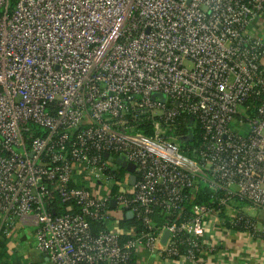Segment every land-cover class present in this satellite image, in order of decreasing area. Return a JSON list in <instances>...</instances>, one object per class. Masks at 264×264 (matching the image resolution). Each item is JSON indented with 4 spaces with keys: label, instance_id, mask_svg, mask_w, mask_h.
Returning <instances> with one entry per match:
<instances>
[{
    "label": "built area",
    "instance_id": "built-area-1",
    "mask_svg": "<svg viewBox=\"0 0 264 264\" xmlns=\"http://www.w3.org/2000/svg\"><path fill=\"white\" fill-rule=\"evenodd\" d=\"M263 14L0 0V231L34 226L52 264H210L227 231L264 243Z\"/></svg>",
    "mask_w": 264,
    "mask_h": 264
},
{
    "label": "crops",
    "instance_id": "crops-1",
    "mask_svg": "<svg viewBox=\"0 0 264 264\" xmlns=\"http://www.w3.org/2000/svg\"><path fill=\"white\" fill-rule=\"evenodd\" d=\"M249 30L264 40V14L250 26ZM264 218V214H260ZM31 231L32 238L28 235ZM4 234L6 239V259L0 264H52L49 259L35 250L34 226L18 223L10 232ZM219 248V254L210 264H264V243H251L244 235L237 232H223L213 239ZM34 244V247L32 245ZM138 264H156L155 256L149 252H142L136 259ZM162 264H178L169 259Z\"/></svg>",
    "mask_w": 264,
    "mask_h": 264
},
{
    "label": "trees",
    "instance_id": "trees-1",
    "mask_svg": "<svg viewBox=\"0 0 264 264\" xmlns=\"http://www.w3.org/2000/svg\"><path fill=\"white\" fill-rule=\"evenodd\" d=\"M14 1L15 0H13V2ZM190 140H191V138L189 139L188 142H190ZM194 145H196L195 140H194ZM192 154H193V152L190 153V156H192ZM210 201H211V197H210V194L208 195L207 189L201 187L200 195L197 197L196 202L197 203H211ZM190 206L191 205L189 203H187V209H190ZM122 225H124V226H137V227H139V229H141L140 224L134 218L133 219L126 218L125 221L122 222ZM3 235H4L3 233L0 234V261H4L6 259V251L5 250H6L7 243H6V239L3 238ZM17 264H23V263L17 261Z\"/></svg>",
    "mask_w": 264,
    "mask_h": 264
},
{
    "label": "water",
    "instance_id": "water-1",
    "mask_svg": "<svg viewBox=\"0 0 264 264\" xmlns=\"http://www.w3.org/2000/svg\"><path fill=\"white\" fill-rule=\"evenodd\" d=\"M154 98H155V95H154ZM163 101H165V97H163ZM108 156V155H107ZM118 164L119 165H121L122 167H126L130 172H134L135 171V166L134 165H128L127 163H125L124 161H123V159H119L118 161ZM135 176H133L132 178H131V181H132V183L134 184L135 183ZM113 205H115V203H113ZM128 217H130V218H132L133 217V214L132 213H128ZM167 236H168V233L166 234V236H165V239H164V241L166 240V238H167Z\"/></svg>",
    "mask_w": 264,
    "mask_h": 264
},
{
    "label": "rangeland",
    "instance_id": "rangeland-1",
    "mask_svg": "<svg viewBox=\"0 0 264 264\" xmlns=\"http://www.w3.org/2000/svg\"><path fill=\"white\" fill-rule=\"evenodd\" d=\"M27 233H28V235H29V236L32 238V236H31V234H30V233H31V231H28ZM32 245H33V247H34V244H33V242H32Z\"/></svg>",
    "mask_w": 264,
    "mask_h": 264
}]
</instances>
